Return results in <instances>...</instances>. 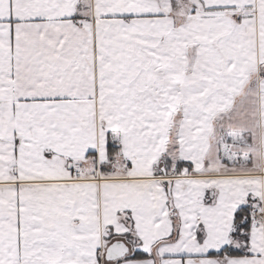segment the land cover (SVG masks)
Segmentation results:
<instances>
[{"label":"snow or ice","instance_id":"obj_1","mask_svg":"<svg viewBox=\"0 0 264 264\" xmlns=\"http://www.w3.org/2000/svg\"><path fill=\"white\" fill-rule=\"evenodd\" d=\"M0 264H264V0H0Z\"/></svg>","mask_w":264,"mask_h":264}]
</instances>
